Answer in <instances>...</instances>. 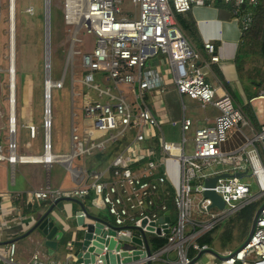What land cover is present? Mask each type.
Segmentation results:
<instances>
[{
  "label": "built area",
  "instance_id": "obj_1",
  "mask_svg": "<svg viewBox=\"0 0 264 264\" xmlns=\"http://www.w3.org/2000/svg\"><path fill=\"white\" fill-rule=\"evenodd\" d=\"M214 1V0H212ZM138 8V14L123 15V0H66L64 18L67 24L74 26L72 42H82L77 37L80 30L96 35V45L91 54H83L85 74L82 83L100 93L109 95L112 101L93 100L83 107L84 118L90 125L82 134L78 128H72L73 149L69 154L52 152L49 122V104L44 110V155L40 159L53 162H68L78 183L63 189L28 190L24 200L28 205L40 204L45 199L56 202L59 199L84 200L89 196L92 206L106 211L103 219L104 229L113 228L115 234H106V241L114 240L113 248L103 241V248L95 262L103 263L102 255L112 253L114 264H152L162 259L167 264H201L200 259L191 263L199 251L209 248L200 245L198 238L213 229L226 215L241 210L246 205L264 196V124L253 135L251 150L224 152L221 143L227 138L231 128L251 126V120L226 88H218L206 79L200 61L202 54L177 21V14L187 13L194 6H203L207 0H132ZM231 8L233 17L240 23L241 34L249 28L253 9L260 0H223ZM8 40L10 68L8 69V113L6 141L0 140V163L13 165L18 162L36 160L35 156L23 155L17 151L16 94L12 71L13 14L16 19V1L8 0ZM32 12V7L28 8ZM14 12V13H13ZM73 44V45H74ZM205 49L211 54L213 62L219 61L216 46L211 41L204 42ZM74 53V51H73ZM15 54V52H14ZM167 62V63H166ZM158 64H165L163 70H156ZM10 71V72H9ZM105 74L115 86L127 84L137 86L134 100L129 101L124 94L114 95L110 88L106 90L94 83L95 73ZM173 80L178 92L198 99L202 104H212L218 109L215 122L210 126L195 129L193 152L185 154V137L182 142L166 141L157 137V118L145 102L146 93L163 87L166 80ZM163 90V89H161ZM45 98L48 101L47 90ZM264 98V92L262 94ZM192 126L190 119H184L182 128L187 131ZM36 128L31 126V135ZM128 137V143L120 149L103 169L72 168L69 163L74 157L91 156L105 151L113 143ZM50 153V155H49ZM168 161L178 164V181L171 175ZM214 165L231 167V170H212ZM225 172H251L259 188V193L251 196L250 183L243 182L240 176L219 177L214 187H210L225 202L222 215L212 213V201L203 195L207 189L204 178ZM202 194L194 202L192 192ZM83 202V201H82ZM82 216H88V206L84 203ZM264 204V201L262 202ZM261 204V205H262ZM173 206V210L170 209ZM219 209V208H218ZM15 211V210H14ZM169 212V220L160 221ZM2 216L15 218L13 208H0ZM5 222H9L6 220ZM85 228V227H84ZM156 234L167 239V245L151 254H144L149 245L148 235ZM126 237V238H123ZM142 240L139 244L132 238ZM128 247H125V245ZM69 250L73 242L69 243ZM150 247V245H149ZM151 249V248H150ZM135 251H140L134 259ZM190 251L195 252L193 256ZM176 252V258H170ZM125 254V255H124ZM211 256L217 258L213 254ZM221 263L209 264H264V207L261 209L252 236L238 251L227 250L222 254ZM6 264H49L34 254L26 263L17 260V245L9 242L2 251ZM127 257L130 261L124 262ZM77 259L74 251L68 253L63 263ZM79 264H86L80 262Z\"/></svg>",
  "mask_w": 264,
  "mask_h": 264
},
{
  "label": "crops",
  "instance_id": "obj_2",
  "mask_svg": "<svg viewBox=\"0 0 264 264\" xmlns=\"http://www.w3.org/2000/svg\"><path fill=\"white\" fill-rule=\"evenodd\" d=\"M27 2L29 4L21 10V14H24V18L21 17L20 19L22 23L24 20L28 21V19L30 20L28 23H32L31 20H33L36 14V8L32 1L27 0ZM6 5V0H0V35L6 37L4 40L8 38V11L6 10ZM30 7H32V12L28 11ZM188 13L191 14L196 23L199 44H194L201 51L202 60L200 61V65L205 72L206 79L218 88H226L239 106L243 109H248V113L246 114L252 123L251 126L229 129L227 131V138L221 143L220 148L224 152L241 151L243 149L246 151L251 150L252 145H257V142L253 140V135L264 124V98H262L264 92V68L252 57L245 58L241 62L242 64L237 60L242 34L240 23L234 19L232 11L227 5H223V3L218 5L215 3V0H207L206 5L194 6ZM14 24L15 14L13 38ZM40 25H37V29L33 32L35 40L40 41L33 43L32 48L34 52L29 53L32 55L31 58L28 57L29 61H34L33 65L36 62L35 66L31 65L30 68L26 66L25 69L22 68L21 71H25L23 74L28 79L26 80L27 83L16 85L15 87L17 151L23 155L35 156L36 160L23 163L18 162L13 165L6 161L0 163V208H13V215L14 213L16 214V217L13 219L11 217L5 218L0 213V262L4 263L5 260L1 255L3 248L9 242H15L17 245V260L19 263L30 261L34 254H39L41 260L49 264L63 263L68 253L71 252L68 247L69 243L72 242L73 236L79 230L76 214L82 208L81 203H84L81 200L63 199L53 208L51 215L63 232L57 250H49L44 243L45 238L39 230L35 229L30 232L36 220L49 210L55 202L45 199L40 204L28 205L24 200L26 192L33 189H69L78 183L73 170H70L67 166L68 162L49 163L40 159V156L44 155L43 122L46 104V83H41L42 77L45 78L42 62H45L46 52L45 58L44 56L42 58V44L46 50V35L44 34V37H42V26L40 27ZM42 25L46 27V18ZM206 41H211L215 44V53L219 56L218 62L211 60V54L204 47V42ZM0 43L4 45V41L0 40ZM13 43L15 47V40H13ZM22 45L21 51L22 55H24L29 45L26 42ZM14 52L13 59L15 61ZM22 60L25 62L24 57ZM24 65L27 64L24 63ZM164 66L165 64H158L157 68L156 66L153 67L161 71ZM96 81L108 86L104 88ZM94 83L102 90L110 88V93L114 95L121 93L129 101H134L135 95L133 90H137L136 85L128 86L127 84H121L115 86L112 80L100 72L94 76ZM83 85L90 90H94L95 95L89 93L87 96H84L81 90L76 91L74 86H70V91L64 90L66 93H62L60 98H57L55 102L57 114L59 115V112L62 111L66 116V121L62 120L61 124L55 122L58 128L55 127V134L53 136L51 134L52 152L55 154H69L73 149L71 133L72 128L77 124V121H75V117L77 116L75 112V96L81 99L82 104L80 107L82 111L86 102L93 100L102 102L112 101L109 95L100 93L85 84ZM8 93L9 89L7 86L5 88L0 87V140L3 142L6 141L5 137L7 134ZM130 93H133V97L130 96ZM146 94L148 95V101L145 100L146 105L159 123L156 130L158 135L154 143L158 144L160 138L166 141L182 142L185 137V154H192L195 129L213 125L218 115V109L212 104L204 105L198 99L181 95L171 79L166 80L163 87L152 89ZM82 116V128L88 127L90 125L89 121L84 118L83 114ZM184 119H190L192 122V126L187 131H184L182 128ZM31 126L36 128L35 136L31 135ZM64 140L67 144L65 146L63 145ZM88 157L90 156H84L83 163L78 162L77 164L74 161L77 157H74L69 165L72 168L92 169L90 168L92 161ZM109 160L98 169L105 168L109 164ZM168 164L171 168L170 175L177 182L178 164L175 161H168ZM94 169H97V167ZM6 220L9 222H5Z\"/></svg>",
  "mask_w": 264,
  "mask_h": 264
},
{
  "label": "rangeland",
  "instance_id": "obj_3",
  "mask_svg": "<svg viewBox=\"0 0 264 264\" xmlns=\"http://www.w3.org/2000/svg\"><path fill=\"white\" fill-rule=\"evenodd\" d=\"M5 1V0H3ZM36 8V14L33 17V20H31L32 23H28L30 21L24 20L23 23L20 22L21 17L24 18V14H21V10L29 4L27 0H16L17 4V19H15L16 22V30H15V72H16V85H24L27 83L26 80L27 77L25 74H23L25 71H21L22 68L25 69V66L30 68L31 65L35 66V63L33 65L34 61H29L28 57H32L31 53L33 51L32 45L34 42H38L40 40H35L33 37V32L37 29V25L42 26V37H44L46 27L42 25L43 21L46 18L45 14V0H31ZM8 3V0H6ZM65 3L66 0H49V44H50V71H51V79L53 81L61 82V85L58 87L52 88V136L55 134V127L58 128L57 124L55 122H59L61 124V121H66L65 113L62 111L59 112V115L56 112V101L57 98H60V95L62 93H66V91H70V86H74L75 90H81L84 96H87L89 93L91 95H95L94 90H90L87 87H84L82 82L79 80L82 79V77L85 74V67L83 65V54H91L95 48L97 37L93 33L86 32L85 29L80 30L77 37L82 40V42H76L75 44L72 42L73 33H74V26L67 24L64 18V11H65ZM122 10L123 15H133L138 14V8L135 6V4L132 2V0H123L122 3ZM7 10V7H6ZM45 24V22H44ZM0 40L4 41V45H1L0 43V87L5 88V86L8 87L9 84V74H8V68H9V60L8 57V51H9V40H4L6 37L3 35H0ZM43 39V38H42ZM46 41V40H45ZM27 43L28 49H26V53L22 55V49L23 43ZM74 44V45H73ZM45 45V44H44ZM3 46V47H2ZM31 46V47H30ZM74 51V53H72ZM34 52V51H33ZM45 52L46 50L43 47L42 44V58L44 56L45 58ZM24 57L25 62L22 60ZM27 59V60H26ZM27 64V65H24ZM42 69L45 70V62H42ZM97 73H95L96 75ZM33 80V79H31ZM100 86L107 87V84L99 83L96 81ZM32 83V82H31ZM41 83L45 84V78L42 77ZM64 86L63 88H61ZM61 88V89H59ZM130 96L133 97V93H130ZM74 100L76 102V108L75 112L77 116L75 117V121H77V124L75 126L78 128V133L82 134L84 128H82L83 122H82V114L84 115L80 105L81 99L78 96L74 97ZM134 100V99H133ZM146 101H148V95L146 94ZM135 101V100H134ZM88 121V120H87ZM65 126V123H64ZM65 133H67L65 131ZM54 139V138H53ZM63 145H67L65 140L63 141ZM68 149V148H67ZM95 153H93L88 159H91L94 156ZM113 157L110 158L109 162L111 161ZM83 157H77L75 158V164L78 162L83 161ZM83 163V162H82ZM229 169L231 170V167L224 166V165H214L212 167V170H225ZM243 182L250 183L251 186V196L256 195L259 193V188L256 184L255 178L252 176L251 172L244 175L242 177ZM191 196L194 199V202H198L202 194L197 193L196 191H193ZM84 204L88 206V211L95 216L104 217L106 216V211L100 210L95 208L90 204L89 199L82 200ZM264 201V196L262 195L258 200H254L252 203L254 207L257 209L261 206L262 202ZM252 203L246 205V208L240 212H235L226 215L218 224L211 229L209 232V235L211 237L210 242L208 243L209 248L213 249L215 252H218L220 255L224 254L227 250H236L239 248L242 243L247 238V235L240 234V225L244 222V216H246L247 211L249 210V207L252 205ZM255 211V212H256ZM219 213V215L224 214L225 211H222L218 208H212L211 212L208 214L209 216H212V213ZM87 221L89 219L87 218ZM230 228H233L230 230ZM84 227H79L78 235L73 236V248L72 251H77L80 247V239L83 235ZM233 233V234H232ZM78 237V238H77ZM162 259H166V255H163L161 257ZM170 258H176V252H172L170 255ZM162 259L155 260L152 264H167ZM201 264H209L212 261L216 263H221V259L215 258L209 255V253H205L200 258ZM0 264H6L4 262H0Z\"/></svg>",
  "mask_w": 264,
  "mask_h": 264
},
{
  "label": "water",
  "instance_id": "obj_4",
  "mask_svg": "<svg viewBox=\"0 0 264 264\" xmlns=\"http://www.w3.org/2000/svg\"><path fill=\"white\" fill-rule=\"evenodd\" d=\"M46 58H45V79L46 82L53 81L51 79V71H50V44H49V0H46ZM49 87H46V90L49 91ZM49 95V94H48ZM47 104L48 101L46 100ZM246 174V172H237L235 174L230 173H222L220 175L215 176H207L204 178V186L207 187V189L203 192V195L207 198H209L212 201V204L210 207L216 206L219 209H223L225 206V202L221 198L219 194H217L213 189H210V187H214L217 179L219 177H228V176H242ZM89 196H87L88 198ZM63 199H59L55 202L54 205L50 207L49 210H47L44 214H42L35 222L34 226L31 228L30 232L32 230H39L44 238H45V245L49 248L50 251H55L58 248V244L60 239L63 236V232L60 229V226L56 223V221L53 219V216L51 215V212L53 208L62 201ZM81 207L83 208V204H81ZM264 207V204H262L257 211L255 212L252 223L250 226V230L247 234V238L242 243V245L236 249V251L240 250L250 239V237L253 234L256 221L258 218V215L261 211V209ZM81 208V209H82ZM82 210L77 211L76 214V221L78 226L85 227L83 230V235L80 239V247L77 251H75L77 259L74 262H69L68 264H79L80 262L90 263L95 262L96 256L100 254L103 248V241L108 244V247L111 249L114 247V240L109 239L105 240L101 236H105L106 234H115V230L113 228H110L109 230L104 229L103 219L100 216L92 215L90 212H88V216L85 218L82 216ZM169 212H166V216L161 218L160 221H168ZM87 218L90 221H87ZM79 232V230H78ZM78 232L75 233V235H78ZM78 238V237H77ZM126 238V237H123ZM134 242H137L139 244L142 243V240L140 238L134 237L132 238ZM125 247H128L126 244ZM144 254L148 253L151 254V249L149 245H146V251L143 252ZM205 253L213 254L219 259H223V256H221L218 252H215L213 249L208 248L206 250L199 251L197 256L191 260V263L197 261L201 258V256ZM138 254H140V251H135V256L133 257L135 260L139 258ZM125 255V254H124ZM101 259L104 260L103 263L111 262V264L115 263V256L112 253H109L108 255H102ZM131 257H127L124 262L130 261ZM150 264V263H149Z\"/></svg>",
  "mask_w": 264,
  "mask_h": 264
},
{
  "label": "trees",
  "instance_id": "obj_5",
  "mask_svg": "<svg viewBox=\"0 0 264 264\" xmlns=\"http://www.w3.org/2000/svg\"><path fill=\"white\" fill-rule=\"evenodd\" d=\"M226 5L223 0H215V3L220 5ZM229 7V6H228ZM230 8V7H229ZM231 9V8H230ZM177 21L181 25L182 29L188 35V37L192 40L196 45L199 44V36L197 32L196 23L191 16L190 13H179L176 16ZM241 43L239 46L237 60L242 64L245 58H254L260 65L264 68V0H260V3L253 9V18L252 22L247 29V31L242 34ZM200 50V49H199ZM241 69V67L239 66ZM246 113H248V109H243ZM129 139L128 137L123 138L115 143H113L109 148L105 151L96 152L94 156L91 158L92 166L90 168L94 169L97 167L100 168L102 165L106 164L107 161L113 157L120 149H122L127 143ZM85 199H89L85 197ZM246 208L243 207L238 212L244 210ZM173 210V206L171 208ZM256 208L253 203L249 207V210L244 216V222L240 225V234L247 235L250 226L252 223L253 216L255 214ZM233 232V228H230ZM233 234V233H232ZM211 237L209 232L198 238V242L200 245H205L210 242ZM149 245L152 251H158L164 248L167 245V239L165 237L158 236L156 234L148 235ZM195 252L190 251V255L193 256Z\"/></svg>",
  "mask_w": 264,
  "mask_h": 264
},
{
  "label": "bare ground",
  "instance_id": "obj_6",
  "mask_svg": "<svg viewBox=\"0 0 264 264\" xmlns=\"http://www.w3.org/2000/svg\"><path fill=\"white\" fill-rule=\"evenodd\" d=\"M13 3H14V0H13ZM14 13V12H13ZM13 19H14V14H13ZM13 29V28H12ZM14 43H13V40H12V51L14 52V50H15V47H14V45H13ZM73 53V52H72ZM14 57H13V54H12V61H11V67H12V69H11V75L14 77V84H15V61H14V59H13ZM10 68V67H9ZM8 68V69H9ZM10 72V71H9ZM46 83V87H49L50 89H49V91H47V93L49 94V99H48V103H49V111H50V109H51V113H49V116H48V118H49V122L51 121V125H53L52 124V105H51V96H52V94H51V92H52V88L53 87H58V86H60L61 85V82H55V81H48V82H45ZM49 155H50V153H49ZM210 255V254H209Z\"/></svg>",
  "mask_w": 264,
  "mask_h": 264
}]
</instances>
